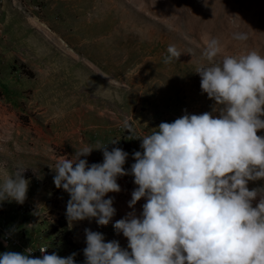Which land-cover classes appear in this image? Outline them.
Listing matches in <instances>:
<instances>
[{
	"label": "rangeland",
	"instance_id": "rangeland-1",
	"mask_svg": "<svg viewBox=\"0 0 264 264\" xmlns=\"http://www.w3.org/2000/svg\"><path fill=\"white\" fill-rule=\"evenodd\" d=\"M235 32L247 41L234 40ZM210 38L221 43L216 61L251 50L264 55V0H0V166L9 174L25 169L29 180L23 204L0 202V253L44 245L84 264L86 228L127 249L114 224L142 212L144 198L128 206L137 186L126 177H134L119 176L121 191L106 194L116 209L108 225L94 218L70 224V196L55 186L52 168L82 147L106 145L129 153L130 172L141 151L137 136L185 111L213 112L216 102L195 72L211 63L203 56ZM169 45L181 55L165 63ZM81 159L102 163V150ZM260 186L264 180L248 183ZM58 220L66 231L54 230Z\"/></svg>",
	"mask_w": 264,
	"mask_h": 264
},
{
	"label": "clouds",
	"instance_id": "clouds-1",
	"mask_svg": "<svg viewBox=\"0 0 264 264\" xmlns=\"http://www.w3.org/2000/svg\"><path fill=\"white\" fill-rule=\"evenodd\" d=\"M232 38L244 42L248 34L235 32ZM167 53L165 63L181 55L174 45ZM220 53L217 38L206 40L203 56L211 63L195 71L201 91L217 107L199 115L185 111L137 136L141 151H134L130 172L124 168L129 153L106 145L82 147L55 163L54 184L70 196V224L94 218L108 225L116 209L105 196L121 191L119 176L134 177L130 208L146 201L139 216L132 211L114 224L127 238V249L117 240L105 242L101 232L84 230V264H264V186L248 187L249 181L264 180V136L257 135L264 130V55L251 50L216 61ZM123 127L133 136L128 119ZM93 149L102 150V163L81 159ZM24 172L9 174L0 166V202H25ZM47 248L40 247L42 257L35 258L30 248L5 251L0 264H75L76 253L61 257L47 254Z\"/></svg>",
	"mask_w": 264,
	"mask_h": 264
},
{
	"label": "built area",
	"instance_id": "built-area-1",
	"mask_svg": "<svg viewBox=\"0 0 264 264\" xmlns=\"http://www.w3.org/2000/svg\"><path fill=\"white\" fill-rule=\"evenodd\" d=\"M126 182L128 184H134V181H133V178L132 177H126ZM40 247H47V246H44V245H39L38 247H27L25 248V251L26 249L30 248L32 250V252L30 253V255L32 257H42V253L40 252L39 248ZM47 254H48V248H47Z\"/></svg>",
	"mask_w": 264,
	"mask_h": 264
},
{
	"label": "trees",
	"instance_id": "trees-1",
	"mask_svg": "<svg viewBox=\"0 0 264 264\" xmlns=\"http://www.w3.org/2000/svg\"><path fill=\"white\" fill-rule=\"evenodd\" d=\"M66 229V224L64 223L63 220H58L57 225L55 226L54 230L57 232H61V230H65ZM66 231V230H65ZM66 233V232H63Z\"/></svg>",
	"mask_w": 264,
	"mask_h": 264
}]
</instances>
